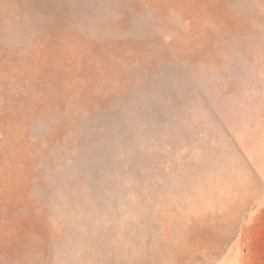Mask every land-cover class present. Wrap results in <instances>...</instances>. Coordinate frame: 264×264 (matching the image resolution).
I'll return each instance as SVG.
<instances>
[{
  "label": "rangeland",
  "instance_id": "obj_1",
  "mask_svg": "<svg viewBox=\"0 0 264 264\" xmlns=\"http://www.w3.org/2000/svg\"><path fill=\"white\" fill-rule=\"evenodd\" d=\"M0 264H264V0H0Z\"/></svg>",
  "mask_w": 264,
  "mask_h": 264
}]
</instances>
